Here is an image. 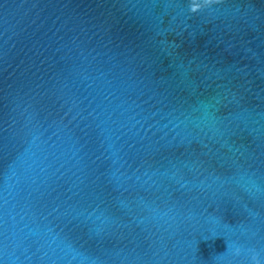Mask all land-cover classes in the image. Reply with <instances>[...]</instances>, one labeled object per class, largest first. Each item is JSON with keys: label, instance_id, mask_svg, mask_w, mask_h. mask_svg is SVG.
<instances>
[{"label": "water", "instance_id": "1", "mask_svg": "<svg viewBox=\"0 0 264 264\" xmlns=\"http://www.w3.org/2000/svg\"><path fill=\"white\" fill-rule=\"evenodd\" d=\"M197 2L0 0V264H264V0Z\"/></svg>", "mask_w": 264, "mask_h": 264}, {"label": "clouds", "instance_id": "2", "mask_svg": "<svg viewBox=\"0 0 264 264\" xmlns=\"http://www.w3.org/2000/svg\"><path fill=\"white\" fill-rule=\"evenodd\" d=\"M252 252V256H251V259L253 261V264H261V261L259 259V254L256 253L254 250H249ZM241 252V249L240 248H237L236 249V255H239Z\"/></svg>", "mask_w": 264, "mask_h": 264}, {"label": "snow or ice", "instance_id": "3", "mask_svg": "<svg viewBox=\"0 0 264 264\" xmlns=\"http://www.w3.org/2000/svg\"><path fill=\"white\" fill-rule=\"evenodd\" d=\"M199 9V4L197 0H191V10L193 12L197 11Z\"/></svg>", "mask_w": 264, "mask_h": 264}]
</instances>
